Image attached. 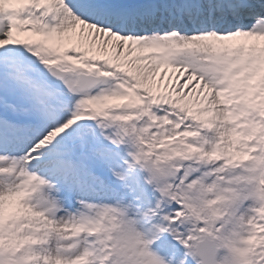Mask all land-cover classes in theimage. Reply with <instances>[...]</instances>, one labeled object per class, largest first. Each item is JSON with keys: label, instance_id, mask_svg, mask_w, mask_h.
<instances>
[{"label": "snow or ice", "instance_id": "1", "mask_svg": "<svg viewBox=\"0 0 264 264\" xmlns=\"http://www.w3.org/2000/svg\"><path fill=\"white\" fill-rule=\"evenodd\" d=\"M0 264H264V0H0Z\"/></svg>", "mask_w": 264, "mask_h": 264}, {"label": "rangeland", "instance_id": "2", "mask_svg": "<svg viewBox=\"0 0 264 264\" xmlns=\"http://www.w3.org/2000/svg\"><path fill=\"white\" fill-rule=\"evenodd\" d=\"M165 83H168V84H169V86H171L170 82H168V81H167V79H166L164 82H161V86H160V88H161V89H163V88H164V86H165Z\"/></svg>", "mask_w": 264, "mask_h": 264}, {"label": "bare ground", "instance_id": "3", "mask_svg": "<svg viewBox=\"0 0 264 264\" xmlns=\"http://www.w3.org/2000/svg\"><path fill=\"white\" fill-rule=\"evenodd\" d=\"M161 86V82L159 83V87Z\"/></svg>", "mask_w": 264, "mask_h": 264}]
</instances>
